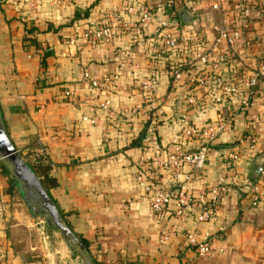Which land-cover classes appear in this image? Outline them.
<instances>
[{"label": "crops", "instance_id": "1", "mask_svg": "<svg viewBox=\"0 0 264 264\" xmlns=\"http://www.w3.org/2000/svg\"><path fill=\"white\" fill-rule=\"evenodd\" d=\"M33 1L0 0L1 114L20 153L45 150L50 176L56 181L51 197L74 234L89 243L94 263L264 264V200L258 207L250 205L254 193L264 197V81L254 88L248 111L236 99L217 105L207 91L197 93L201 104L192 109L185 97L195 91L199 74L210 67L197 66L174 88L165 66L186 63L191 52L213 45L215 28L224 19L222 12L211 9L214 0H171L164 8L163 0H145L155 13L145 39L133 40L116 31L112 43L96 48L84 39L86 31L112 13L121 14L123 21H136L126 9L138 7L141 0H43L36 9ZM237 1L225 5V17L231 21ZM184 15L190 23L183 24ZM168 23L178 24L189 39L188 48L176 57L166 55L155 43ZM263 39L262 25L256 24L238 46L236 68L240 63L250 74L258 66L264 49L255 44ZM225 53L226 48H220V54ZM152 71L160 75L154 106L143 102L140 88ZM215 74L210 80L212 94L238 77L226 65ZM92 79L107 81L105 89H93ZM106 101L113 120L101 108ZM158 105L161 116L156 118L153 107ZM186 117L200 125L232 117V127L211 146L198 178L187 182L188 168L176 177L161 172L173 190L180 185L194 193L220 187L216 222L198 223L195 215L181 222L174 216V203L158 217L135 182L141 159L156 158L159 163L167 159ZM249 132L259 139L255 151L244 142ZM188 145L197 149L200 142ZM232 153L240 158L235 174L249 181L248 187L231 183L235 174L226 157ZM258 167L263 171L254 180ZM8 189V178L0 174V264H80L45 220L24 214L12 203ZM164 231L174 236L162 243ZM188 234H196L199 242L212 241L216 253L199 257L194 247L183 244Z\"/></svg>", "mask_w": 264, "mask_h": 264}, {"label": "built area", "instance_id": "2", "mask_svg": "<svg viewBox=\"0 0 264 264\" xmlns=\"http://www.w3.org/2000/svg\"><path fill=\"white\" fill-rule=\"evenodd\" d=\"M43 0H34L32 7L36 9ZM138 7H130L126 9L128 14H135L137 20L134 22L123 21L121 14L112 13L106 16V19L101 24L89 28L84 39L90 47L96 48L102 44H109L117 37L116 31L120 35H130L133 40H142L147 37V31L152 25L154 19V9L150 4H146L145 0ZM150 1V0H146ZM229 0H214L211 3L213 11L222 12L224 14L223 24L216 30V38L213 45L206 51L191 52L192 58L185 65L174 66L169 73L171 85L178 88L184 78L189 74V69L197 66L210 67V70L199 74L197 77V87L192 93H188L185 97V103L188 108H198L201 104V97L197 93L208 92L213 96L214 102L217 105H223L231 99H236L244 111L251 108L252 98L255 96L254 88L264 81V58L261 59L258 66L253 69L250 74L246 73L237 61L239 60L238 46L245 42V37L253 31L256 24L262 25L264 30V15L261 10L264 8V0H238L235 5V18L228 19L225 17L226 8ZM193 13L197 10L192 9ZM171 15V14H170ZM162 31L155 39L156 46L163 53H179L183 49L188 48V36L183 34L179 25L176 23H168L162 27ZM202 37V36H201ZM74 42V41H72ZM255 46L264 49V39ZM226 48L225 54H220V48ZM198 64V65H197ZM229 66L233 73L238 77L233 81L224 82L220 89L212 94L210 88V80L214 78L215 73L221 66ZM107 81L101 82L96 79L91 80V86L97 91L105 89ZM160 84V75L156 71H152L145 76L140 88L144 93L143 102L154 106V96L158 92ZM66 96H70L67 93ZM263 97V96H262ZM264 107V106H263ZM108 114L109 120L114 119V113L110 109V101L103 103L101 107ZM156 118L161 116V106L153 107ZM222 109V108H221ZM93 111V110H92ZM91 111V112H92ZM94 112V111H93ZM156 118L153 117L152 123L156 124ZM89 120V118H85ZM261 121L264 125V110L261 115ZM183 128L180 136L171 145L167 153V159L164 162L154 158H143L137 164V172L135 182L147 197L152 213L158 217L166 215L169 212L170 206L174 203V216L181 222L188 220L195 215L198 223L216 222L219 218V210L221 207L222 189L220 187H211L206 190H201L194 193L186 188L185 185H180L178 189H171L161 178V172L166 173L170 177H176L185 168L190 169L191 175L186 179L191 182L199 175L197 172L202 169L207 161L210 153V148L215 144L220 137L226 134L232 127V117L230 119L223 118L220 121L200 125L191 123L189 118H184ZM95 123V120H94ZM200 142L199 148H191L187 146V142ZM252 151H255L259 139L257 136L249 132V135L244 139ZM41 154L45 155V150L39 147L36 157ZM239 155L232 153L226 157L227 166L231 167L234 174L237 169ZM196 173V174H195ZM0 174H2V163L0 160ZM231 183L240 188L248 187L249 181L239 179L235 174L232 176ZM264 200L262 195L254 193L250 199V205L258 207ZM171 236H174L172 231H164L161 235V242L167 241ZM184 246L194 247L199 257L208 258L216 253V249L212 241L199 242L196 234L185 235ZM264 246V240H263Z\"/></svg>", "mask_w": 264, "mask_h": 264}, {"label": "water", "instance_id": "3", "mask_svg": "<svg viewBox=\"0 0 264 264\" xmlns=\"http://www.w3.org/2000/svg\"><path fill=\"white\" fill-rule=\"evenodd\" d=\"M183 22L188 24L191 18L184 15ZM0 160L4 169L17 185L27 209L36 216H43L47 226L56 232L66 245L80 258V264H95L90 252L72 231L52 197L11 141L0 109ZM263 167L254 170L253 179L258 180Z\"/></svg>", "mask_w": 264, "mask_h": 264}, {"label": "trees", "instance_id": "4", "mask_svg": "<svg viewBox=\"0 0 264 264\" xmlns=\"http://www.w3.org/2000/svg\"><path fill=\"white\" fill-rule=\"evenodd\" d=\"M173 1V0H172ZM172 4V2H171ZM174 4H172L171 6H173ZM263 11V15H264V8L261 9ZM264 18V17H263ZM183 21V20H182ZM184 24V22H183ZM168 54H172V53H168ZM174 54V53H173ZM167 55V54H166ZM178 55V53L174 54V57H176ZM170 56V55H169ZM167 64V65H166ZM180 66V65H185V63H178L175 62L172 65H169L167 62L165 63V66H167L168 68V72L170 73L173 70L174 66ZM196 67L194 68H190L188 71L189 73H191L193 70H195ZM191 71V72H190ZM38 149H34L30 152H28L27 154L25 153H21V155L23 156V158L27 161V163L29 164V166L32 168V170L34 171V173L36 174V176L38 177V179L40 180L41 184L43 185V187L45 188V190L48 192V194L51 196L50 194V188L56 185V181L50 176V172H51V165L50 163L47 161L45 155L41 154L40 156L36 157L35 154L38 152ZM32 158L33 161H29L27 160V158ZM2 174H4L7 178H8V183H9V189H8V194L10 196H12L14 193H18V189H17V185L14 182V180L11 178V176L8 174V172L4 169V167L2 166ZM35 218L38 219H43V216L39 215L36 216ZM47 226V225H46ZM49 228V227H48ZM50 229V228H49ZM84 246L87 248V250L89 251V243L83 239H81Z\"/></svg>", "mask_w": 264, "mask_h": 264}, {"label": "rangeland", "instance_id": "5", "mask_svg": "<svg viewBox=\"0 0 264 264\" xmlns=\"http://www.w3.org/2000/svg\"><path fill=\"white\" fill-rule=\"evenodd\" d=\"M168 1H171V0H163V1H161V4L160 5H164V6H162L163 8L164 7H166V6H168L169 5V2ZM178 7H180V6H178ZM28 152H26L25 154H27ZM27 160H29V161H33V159L31 158H27ZM26 161V160H25ZM27 162V161H26ZM34 162V161H33ZM12 203L13 204H17L16 206L18 207V208H20V209H22V211L24 212V214H26V215H28V216H33L31 213H30V211L27 209V207H26V205H25V203H24V201H23V199H22V197L20 196V194H18V193H14L13 195H12ZM42 220V219H41Z\"/></svg>", "mask_w": 264, "mask_h": 264}]
</instances>
